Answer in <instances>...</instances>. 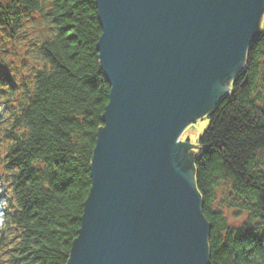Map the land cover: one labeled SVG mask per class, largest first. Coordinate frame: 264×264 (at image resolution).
<instances>
[{
	"label": "trees",
	"instance_id": "1",
	"mask_svg": "<svg viewBox=\"0 0 264 264\" xmlns=\"http://www.w3.org/2000/svg\"><path fill=\"white\" fill-rule=\"evenodd\" d=\"M100 33L96 0H0V264H66L108 102ZM203 118L194 167L208 264H264V22Z\"/></svg>",
	"mask_w": 264,
	"mask_h": 264
},
{
	"label": "water",
	"instance_id": "2",
	"mask_svg": "<svg viewBox=\"0 0 264 264\" xmlns=\"http://www.w3.org/2000/svg\"><path fill=\"white\" fill-rule=\"evenodd\" d=\"M96 8L108 102L66 264H208L195 145L181 137L244 70L264 0H96Z\"/></svg>",
	"mask_w": 264,
	"mask_h": 264
},
{
	"label": "rangeland",
	"instance_id": "3",
	"mask_svg": "<svg viewBox=\"0 0 264 264\" xmlns=\"http://www.w3.org/2000/svg\"><path fill=\"white\" fill-rule=\"evenodd\" d=\"M264 22V16L262 19V25ZM37 28L35 27H30L27 28L26 30V37H34V35L37 33ZM207 125V119L206 118H202L198 121H195L194 124L190 125L189 127H187L186 131L184 132V134L182 135L181 139L182 140H188V142L192 145H195V147H193L190 150V153L195 157V154L199 151L198 144H197V138L199 135H201V133L203 132V129L205 128V126ZM215 208H218L216 205H214ZM227 216L230 219V224L232 226H240V224L244 221V217L242 216L241 218L238 219H234L232 220L231 214L227 211Z\"/></svg>",
	"mask_w": 264,
	"mask_h": 264
}]
</instances>
